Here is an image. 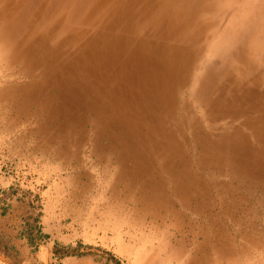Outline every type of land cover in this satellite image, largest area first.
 <instances>
[{"label":"rangeland","instance_id":"rangeland-1","mask_svg":"<svg viewBox=\"0 0 264 264\" xmlns=\"http://www.w3.org/2000/svg\"><path fill=\"white\" fill-rule=\"evenodd\" d=\"M49 1L0 0V264H264V146L244 112L227 102L218 119L163 88L128 101L131 117L148 109L134 129L114 100L41 90L38 63L33 74L7 54L20 37L16 52L30 57L26 34L45 27ZM157 1L168 5L163 39L212 68V83L215 71L264 75V0H193L179 34L173 14L187 6ZM244 82L258 103L264 84ZM246 139L254 160L235 159L232 141L244 150Z\"/></svg>","mask_w":264,"mask_h":264},{"label":"bare ground","instance_id":"bare-ground-1","mask_svg":"<svg viewBox=\"0 0 264 264\" xmlns=\"http://www.w3.org/2000/svg\"><path fill=\"white\" fill-rule=\"evenodd\" d=\"M53 1L45 2L43 12L46 16L43 22L45 27H37L35 30L32 28V31L26 34L33 44L28 46L29 48L22 49L26 53L30 51V57L16 52L20 37L12 45V51L7 54L8 56L13 53L12 57H7L12 60H21L26 63L32 61L30 69L33 74L39 70L37 77L40 80L38 84L41 90L50 87L56 96H60V99L79 97L83 102L91 99L93 101L114 100L113 109L117 112L114 117L124 118L128 117L127 115L130 119L133 117L136 122L127 121L125 126H134V129L141 123L139 117L145 116L142 113L148 109L145 104H140L138 110L142 113L137 112L138 116L131 117L130 115L135 111L129 102L137 98L141 99V102L142 98H146L149 94L157 97L163 88L175 93L180 99L193 95L195 102H207L210 114H216L215 117L218 119L229 117L228 109L230 108L224 107L228 102V105L232 107L231 113L238 114L236 117H240L239 111L244 112L246 121L253 128V133L255 131L256 142L264 146V94L258 97V103H253L254 97L251 100L246 98L253 96L251 89L239 86V80L247 82L248 79L252 84L263 85L264 75L259 76L253 72L245 79L244 75L239 74L241 70L235 74L215 71L216 77L212 83V68H205L204 65L192 67L190 65L192 53L189 50L176 45L173 40L163 39L165 38L163 30L169 25L167 11L164 13L168 9L167 4L161 10L162 5L160 6L157 0H68L67 4L64 3L65 0H58L59 3ZM194 1L181 0L180 5L187 7H183L182 11L176 15L177 11L174 12L173 15L176 18L172 26L176 34L180 33L178 27L181 24L178 22L184 21L182 16L186 15L189 6L195 4ZM68 6L71 8L70 11ZM39 12V9L35 11L37 19L40 16ZM43 31L47 33V37L42 34ZM173 36L172 33L169 38ZM52 41L56 43L55 47L49 45ZM199 50L195 52V55H201ZM37 63L40 67L38 70ZM173 82L175 85L178 83L177 89ZM241 95L245 98L241 99ZM72 108L73 106L66 104L63 109L68 112ZM218 114L220 116H217ZM250 142L246 139L244 150H241L239 143L232 141L231 152L235 159L254 160Z\"/></svg>","mask_w":264,"mask_h":264},{"label":"crops","instance_id":"crops-1","mask_svg":"<svg viewBox=\"0 0 264 264\" xmlns=\"http://www.w3.org/2000/svg\"><path fill=\"white\" fill-rule=\"evenodd\" d=\"M2 181L8 182L4 177L2 178ZM2 181H1V182H2ZM4 184H5V183H2L3 186H5Z\"/></svg>","mask_w":264,"mask_h":264}]
</instances>
